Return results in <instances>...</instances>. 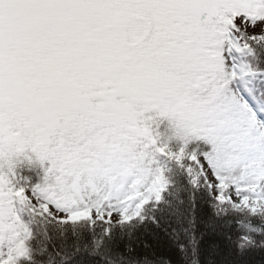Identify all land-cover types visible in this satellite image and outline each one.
<instances>
[{"label":"snow or ice","instance_id":"snow-or-ice-1","mask_svg":"<svg viewBox=\"0 0 264 264\" xmlns=\"http://www.w3.org/2000/svg\"><path fill=\"white\" fill-rule=\"evenodd\" d=\"M264 254V0H0V264Z\"/></svg>","mask_w":264,"mask_h":264},{"label":"trees","instance_id":"trees-1","mask_svg":"<svg viewBox=\"0 0 264 264\" xmlns=\"http://www.w3.org/2000/svg\"><path fill=\"white\" fill-rule=\"evenodd\" d=\"M249 264H264V254H255L250 258Z\"/></svg>","mask_w":264,"mask_h":264}]
</instances>
